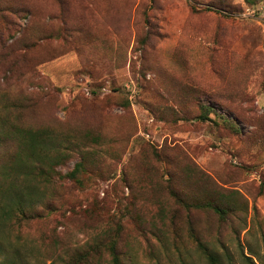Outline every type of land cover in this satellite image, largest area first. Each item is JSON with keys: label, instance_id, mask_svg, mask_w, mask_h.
I'll list each match as a JSON object with an SVG mask.
<instances>
[{"label": "rangeland", "instance_id": "1", "mask_svg": "<svg viewBox=\"0 0 264 264\" xmlns=\"http://www.w3.org/2000/svg\"><path fill=\"white\" fill-rule=\"evenodd\" d=\"M14 128L72 143L0 264L264 263V0H0V166Z\"/></svg>", "mask_w": 264, "mask_h": 264}, {"label": "trees", "instance_id": "2", "mask_svg": "<svg viewBox=\"0 0 264 264\" xmlns=\"http://www.w3.org/2000/svg\"><path fill=\"white\" fill-rule=\"evenodd\" d=\"M254 1L257 0H246L248 3H253ZM204 110L208 111L207 114L210 112L208 109L204 108ZM207 114L201 116L203 121L208 120ZM14 137L15 146L10 149V159L7 163L0 166V182L5 181L6 185L4 187H7L9 180H11L13 186H9V189L11 188L14 191L20 188L22 183L25 185L13 198L3 195L2 188L4 187L0 186V197L5 199L4 205H2L3 202H0V219L2 223L19 222L21 219H25L26 215H32V208L38 203L33 202L31 193L40 201L39 206L41 205L43 198H39L36 195L38 192L30 191V185L40 187V185L47 186L52 184L53 176L58 175L55 167L68 157L65 151H70L72 143L69 140L66 142L60 141L44 130L14 128ZM52 150L58 151V154L51 156ZM61 150L63 152H60ZM82 167V162H77L72 172L64 177L72 181L76 180V175L82 170ZM17 182L20 183L17 184ZM24 195H26L25 198ZM197 207L211 209L219 215L220 219L224 220L226 213L212 203L206 202ZM190 238L195 243L198 253L204 258L206 264H258V262L264 264L262 258L257 254H244L243 252L240 253L238 260L234 262L233 258L228 254H220L213 249H209L204 242L193 234L192 230H190ZM110 254L112 263L120 264L113 247L110 249ZM79 260H84V257L79 258ZM79 260H75L72 263L69 262V264H76Z\"/></svg>", "mask_w": 264, "mask_h": 264}]
</instances>
